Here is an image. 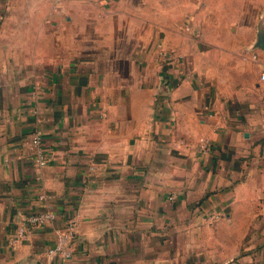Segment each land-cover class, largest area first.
Masks as SVG:
<instances>
[{"label": "crops", "instance_id": "obj_1", "mask_svg": "<svg viewBox=\"0 0 264 264\" xmlns=\"http://www.w3.org/2000/svg\"><path fill=\"white\" fill-rule=\"evenodd\" d=\"M141 2L0 0V264L69 219L67 264H264V0L225 39Z\"/></svg>", "mask_w": 264, "mask_h": 264}, {"label": "rangeland", "instance_id": "obj_2", "mask_svg": "<svg viewBox=\"0 0 264 264\" xmlns=\"http://www.w3.org/2000/svg\"><path fill=\"white\" fill-rule=\"evenodd\" d=\"M153 2L157 13L168 7L170 19L181 23L182 29L184 20L191 21L193 27L201 29L204 39L227 38L232 26L238 28L252 22L254 5L259 6L256 0H142L141 3L149 7Z\"/></svg>", "mask_w": 264, "mask_h": 264}, {"label": "built area", "instance_id": "obj_3", "mask_svg": "<svg viewBox=\"0 0 264 264\" xmlns=\"http://www.w3.org/2000/svg\"><path fill=\"white\" fill-rule=\"evenodd\" d=\"M53 12L56 15H62V11L58 8L57 3L54 6ZM161 56L166 57V52L162 45L158 46ZM255 58V56H253ZM261 79L264 80V74L261 75ZM31 147L35 153V161L39 167H44L47 164L45 154L42 149L41 136L38 132L33 133L31 138ZM199 152L201 154H207L211 148V143L207 139H200L198 143ZM45 195H40L39 199L44 200ZM57 218V215L51 210H44L39 213L30 214L26 218V225L31 227H43L45 225L53 223ZM76 233V223L74 219L66 221L62 229L56 231V242L55 245L47 250V254L51 257H55L59 263L67 264V260L71 257L70 244ZM26 240V228L20 227L16 233V237L11 241V246L16 247L22 244Z\"/></svg>", "mask_w": 264, "mask_h": 264}, {"label": "water", "instance_id": "obj_4", "mask_svg": "<svg viewBox=\"0 0 264 264\" xmlns=\"http://www.w3.org/2000/svg\"><path fill=\"white\" fill-rule=\"evenodd\" d=\"M252 48L261 49L264 51V14L260 19V23L258 25V31L256 35V41ZM162 89L166 90L165 87H163Z\"/></svg>", "mask_w": 264, "mask_h": 264}]
</instances>
